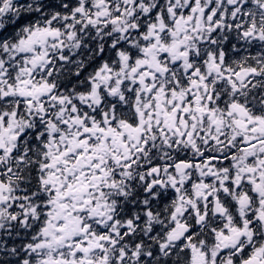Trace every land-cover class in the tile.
I'll return each instance as SVG.
<instances>
[{
    "label": "snow or ice",
    "instance_id": "6c2138e0",
    "mask_svg": "<svg viewBox=\"0 0 264 264\" xmlns=\"http://www.w3.org/2000/svg\"><path fill=\"white\" fill-rule=\"evenodd\" d=\"M0 264H264V0H0Z\"/></svg>",
    "mask_w": 264,
    "mask_h": 264
}]
</instances>
